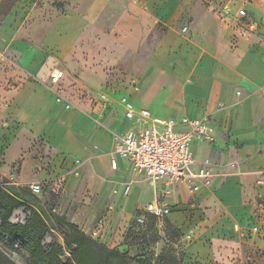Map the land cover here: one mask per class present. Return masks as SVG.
Returning a JSON list of instances; mask_svg holds the SVG:
<instances>
[{"label": "crops", "instance_id": "0c3cea01", "mask_svg": "<svg viewBox=\"0 0 264 264\" xmlns=\"http://www.w3.org/2000/svg\"><path fill=\"white\" fill-rule=\"evenodd\" d=\"M130 2L119 11L128 17L107 31L103 15L111 4L92 0L81 41L63 36L75 29L78 16L40 47L7 41L0 52L1 176L12 185L47 184L43 192L66 199L69 222L133 257L123 220L160 201L163 182L132 188L125 183L131 166L115 154L116 134L130 125L121 99L152 118L202 119L215 141H194L191 151L218 174L211 187L196 193L176 185L177 205L166 202L172 213L164 222L181 234L175 244L179 263L264 264V214H255L249 202L253 193L264 196V0L247 2L251 23L240 29L231 16L222 18L233 0L216 6L203 0ZM149 23L166 27L155 44L150 31L141 29ZM56 62L63 69H55ZM129 62L134 85L119 88L116 105L111 99L104 105L101 90L109 80L124 78ZM56 70L66 74L60 95L50 81ZM38 143L51 158L34 159Z\"/></svg>", "mask_w": 264, "mask_h": 264}, {"label": "rangeland", "instance_id": "374dc122", "mask_svg": "<svg viewBox=\"0 0 264 264\" xmlns=\"http://www.w3.org/2000/svg\"><path fill=\"white\" fill-rule=\"evenodd\" d=\"M223 1L228 2L230 0H203V3L206 6H216L219 4L223 5ZM248 1L251 0H233L231 4V13L226 12L222 18L224 19L231 16L233 21L236 23L237 28H244L246 25L251 23L247 11ZM91 2L92 0H0V52H3L6 49L8 40L18 42L21 40H28L31 44H36L40 47L39 43H43L44 39L53 38L55 32H60L61 29H59V27L62 28L67 26L72 21L71 17L76 16H78L79 19L77 20L78 24L75 29H73L71 33L70 29H68L69 31H67L63 36H66L65 38L67 39L73 38L81 41L86 37L84 19L87 7L91 4ZM109 3L111 4V9L108 13L103 15L105 19L104 25L107 31H110L115 27L118 19L123 16L128 17V14H123L119 11L132 4L130 0H109ZM216 10L217 9L215 8V11ZM241 10L245 11V16L240 15ZM135 16L143 19H145V17H149V15L144 14H135ZM82 18L83 20H81ZM126 26V24H123L122 28L123 31H126L127 33L128 29ZM181 27L183 26L181 25ZM141 29L143 32L150 31L152 44L158 42L166 31V27L161 23L156 24L155 26L151 25V23L147 25L142 24ZM262 35H264V32H262ZM39 40L41 42H39ZM150 49L151 46H147L144 49V52L149 53ZM136 64L140 67L141 63L138 62ZM56 65L55 69H63L58 62H56ZM133 66L134 63H127V74L130 75L133 71ZM127 74L123 72L122 75L125 76L124 78L119 77L109 80L106 90H101V92L106 95V101L108 99L112 100V105H116L118 103L116 97L120 92L119 88L123 87V85L132 87L135 83L133 76H127ZM83 81L85 80L83 79ZM80 87L83 88V85L80 84ZM118 135H120V133L116 134L115 138ZM35 147H37L35 148L37 153L34 154L35 160L41 161L42 159L46 160V158H51V153L45 149L43 145L38 143ZM43 153L45 155H43ZM211 174L213 182V179L218 174L214 167H211ZM127 176L128 177L125 180V183H128L131 188L134 185H140L142 187L150 186V182L146 179V177L134 170L132 167H130ZM3 178L4 180L0 181L2 188L13 197L24 202L27 207H21L15 210L10 218V223L13 225H25L26 221L30 217L28 207L34 208L51 229L50 233L43 241L45 248H48L54 243L64 245L62 234L64 227L57 219L64 218L67 220V217L64 214L66 199L51 191L33 193L31 185H12L9 179L5 177ZM176 187L177 186L175 184L167 187L166 183H162L159 187L162 190L159 194L160 201L176 206L178 199ZM249 202H251L254 206L253 210L255 214H264L263 195L258 196V194L253 193L252 199H249ZM175 212H177V210ZM98 218L99 217L96 218V222L98 221ZM123 221L127 222L124 226L127 238L125 244H129L133 250L134 262L132 264H154L159 259L163 260L167 264H180V257L176 255L177 250L179 251V246L178 248L175 246V244L178 245L177 239L180 237L168 221L164 222L161 227L158 222L150 220L147 230L141 232H137L135 230L136 225L133 218ZM128 239H131V241L127 242ZM141 240L142 242H140ZM180 247H182V245H180ZM147 248L148 251H146ZM31 249L32 244L28 240H24L21 237L11 239L4 234H0V250L15 264H32L30 261ZM152 249H159V251ZM61 259L63 263H69L71 260L70 253L67 251L64 252L63 255H61Z\"/></svg>", "mask_w": 264, "mask_h": 264}, {"label": "built area", "instance_id": "2783aa9c", "mask_svg": "<svg viewBox=\"0 0 264 264\" xmlns=\"http://www.w3.org/2000/svg\"><path fill=\"white\" fill-rule=\"evenodd\" d=\"M245 16L244 10L240 11ZM185 30V29H184ZM64 71L56 70L50 77L52 88L60 95ZM106 95H101L104 105ZM124 119L129 127L116 137L115 154L127 161L130 166L143 174L151 184L160 182L185 186L190 192H199L203 187H211V163L208 160L198 163L193 157L191 145L194 141L213 142L214 131L202 119L183 117L179 121L152 118L150 111L137 110L127 98L121 99ZM117 168V161L112 160ZM47 184L31 185L33 193H42ZM130 186L125 188L128 195ZM172 213L166 202L155 201L139 209L135 214L136 231H144L147 217H153L162 227L164 220ZM103 222H101L102 224ZM154 264H162L160 261Z\"/></svg>", "mask_w": 264, "mask_h": 264}, {"label": "trees", "instance_id": "16d2710c", "mask_svg": "<svg viewBox=\"0 0 264 264\" xmlns=\"http://www.w3.org/2000/svg\"><path fill=\"white\" fill-rule=\"evenodd\" d=\"M2 180L4 178L0 174V181ZM21 207L27 208L24 202L5 191L0 182V234H4L11 239L21 237L30 241L32 244V249L30 250V261L32 264H66L61 259V255L66 251L71 255V260L67 264H132L134 262L133 257L129 253L108 248L86 235L79 226L64 218L57 219L64 227L62 231L64 245L54 243L45 248L43 241L51 229L34 208L28 207L30 217L25 225H13L10 223L13 212ZM150 220L157 222L155 218L147 217L146 230ZM177 235L180 237L179 232H177ZM158 261L162 264H167L161 259ZM0 264L15 263L0 250Z\"/></svg>", "mask_w": 264, "mask_h": 264}]
</instances>
